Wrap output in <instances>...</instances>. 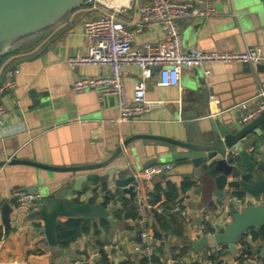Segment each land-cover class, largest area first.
I'll return each instance as SVG.
<instances>
[{
	"label": "crops",
	"instance_id": "1",
	"mask_svg": "<svg viewBox=\"0 0 264 264\" xmlns=\"http://www.w3.org/2000/svg\"><path fill=\"white\" fill-rule=\"evenodd\" d=\"M258 5L256 9H250L247 0H220L216 15L207 19L180 21L184 47L234 51L262 46L264 49V1H259ZM95 11L85 3L42 35L21 43L17 49L12 47L0 63V84L7 68L14 65L19 67L15 88L1 95L6 119L0 132V160L5 159L0 167V199H7L13 211L9 231L5 230L7 235L0 239V264H97L100 244L110 256V264H123L124 261L140 264L137 259L142 254L134 250V245L142 242L143 232L148 235V244L160 254L151 224L142 225L139 220L118 218L115 214L124 199L137 202L138 194L132 198L130 194L117 193L113 188L103 191L99 184V193L93 196L91 203H101L113 216L114 220H108L109 230L101 226L102 218L97 217L94 225L89 220L92 229L95 225L100 227L99 234L92 231L81 235L70 244L67 252L53 259L46 234L40 231L43 221L32 218L38 206L33 205L19 212L13 202L14 197L22 193L21 189L40 186L38 193H42L46 187H57V179L65 174L31 165L11 164L10 159H29L53 166L100 161L135 134L197 141L198 131L209 125L210 116L222 118L231 115L239 124L241 110L237 105L247 101L249 107H253L255 95L264 89L254 80L251 72L245 70L243 63L213 62L203 67H185L177 86L161 84L157 71L146 81V95L147 99L160 103L136 120L120 121L115 95L100 100L95 90L79 92L72 85L77 77L109 72L106 66H70L67 62L69 56L87 51L83 24ZM119 17L129 28H136L140 21L137 1H132ZM162 38L159 25H152L137 33L135 45L139 47L144 41L157 42ZM251 66L255 70V66ZM206 69L211 71L209 75L204 73ZM123 76L126 94L131 100L141 70L137 65H127L123 69ZM200 81L204 82L206 95L203 90L195 88L200 86ZM146 137L136 138L127 144L111 167L131 165L141 166L139 169H142L148 161L158 157L156 163L174 164L171 169L174 174L167 179L177 183L184 179L194 182L190 190L180 194L179 203L186 211L184 237L174 238L172 246H191L187 256L181 257L178 264L191 260L207 264L210 250L204 248L196 252L192 244L202 236L212 234L204 231V223L217 230L218 226H226L232 220V215L221 210L212 212L208 204H203V190H197L201 185L199 178L187 177V173L181 170L187 161L174 160L162 154L160 151L165 147L157 145L155 139ZM171 150L183 151V148L172 145ZM159 177L145 180L144 190L147 193L154 186L150 183ZM213 199L218 202L216 197ZM255 201L264 203L263 200ZM240 208H244V203ZM0 226L4 227L1 210ZM260 242L254 241L253 245ZM219 247L214 245L211 250ZM239 249L240 244L235 253L229 250L224 262L235 264L234 257Z\"/></svg>",
	"mask_w": 264,
	"mask_h": 264
},
{
	"label": "water",
	"instance_id": "2",
	"mask_svg": "<svg viewBox=\"0 0 264 264\" xmlns=\"http://www.w3.org/2000/svg\"><path fill=\"white\" fill-rule=\"evenodd\" d=\"M259 1L261 0H247L248 8L256 9ZM86 2L87 0H0V60L12 50L17 41L52 27ZM243 65L264 88V63L254 65L255 70L249 62H243ZM160 68L159 65L155 66L154 73ZM203 83L200 81V86L195 88L203 90L206 95ZM140 137L146 135H132L109 157L95 162L53 166L29 159H10L11 164L31 165L65 174L57 179V187H46L38 198L32 200L38 206L32 213V218L43 221L40 231L46 234L53 259L69 250L58 245L56 230L58 225L64 223L62 218L88 219L93 225L97 217L114 220L101 203H91L93 196L99 193V184L103 191L113 188L117 193H128L132 198L136 196L138 182L134 175L135 167H111V164L122 155L127 144ZM148 137L155 139L157 145L165 147L160 151L162 154L174 160L187 161L181 170L187 173V177L199 178L201 185L197 190H203V204H208L212 212L221 210L232 215V220L226 226H218L214 233L194 242V251L227 244L229 250L235 253L246 233L264 225V203L255 201H264V110L245 124H238L231 115L222 118L210 116L209 125L198 131L197 141H182L167 136ZM172 145L183 148V151H172ZM158 161L159 158L156 157L145 166ZM4 163L5 159L0 160V167ZM173 174L174 170H171L150 184L165 181ZM40 188L28 186L20 192H38ZM237 193H241L244 198L242 209L232 199ZM0 210L2 223L5 230L9 231L13 208L7 199H0ZM260 241L259 245H253L254 255L264 264V240Z\"/></svg>",
	"mask_w": 264,
	"mask_h": 264
},
{
	"label": "built area",
	"instance_id": "3",
	"mask_svg": "<svg viewBox=\"0 0 264 264\" xmlns=\"http://www.w3.org/2000/svg\"><path fill=\"white\" fill-rule=\"evenodd\" d=\"M134 0H87L90 9L98 14L84 21V34L87 41V51L78 52L67 58L70 66H106L109 72L98 76H81L72 81L76 91L93 89L98 98L115 95L118 98L120 121L136 120L159 104L158 100H149L146 95V81L154 75V67L161 66L158 76L161 84L177 86L183 68L203 67L207 63H243L257 65L264 62L262 46H250L245 50H206L198 47L185 48L180 32V21L201 18L207 19L216 15L217 3L220 0H136L140 14V21L136 28H129L119 17V14L129 7ZM152 25H159L163 38L157 42L144 41L136 46L137 33ZM137 65L141 70V77L134 86L133 97H127L123 69L127 65ZM19 67L7 68L4 80L0 84V132L6 119V110L1 102V95L13 90L16 86ZM209 75L211 71H204ZM256 103L249 107L247 101L238 104L241 110L238 121L247 123L264 110V89L255 95ZM173 163H154L142 169L135 166V178L138 182L137 205L140 215L139 222L156 225L153 205L149 202V195L144 190L145 180L159 177L173 168ZM39 197L38 192H22L14 197V207L23 212L33 205L32 200ZM236 206L241 207L244 198L232 197ZM112 205V204H111ZM175 209L185 216V208L181 203ZM148 235L142 233V242H136L134 250L144 256H152L154 248L148 244ZM167 248V264H174L168 242L164 239ZM207 264H217L207 258ZM248 264H263L255 255L249 257ZM157 264V263H154Z\"/></svg>",
	"mask_w": 264,
	"mask_h": 264
},
{
	"label": "trees",
	"instance_id": "4",
	"mask_svg": "<svg viewBox=\"0 0 264 264\" xmlns=\"http://www.w3.org/2000/svg\"><path fill=\"white\" fill-rule=\"evenodd\" d=\"M92 14L88 18H92L98 14V11L91 12ZM94 13V14H93ZM47 30V29H46ZM43 30L36 34L27 36L17 41L13 47L16 49L21 43L31 41L37 35H42L46 32ZM6 57V56H5ZM2 57L0 63L5 58ZM194 186V182L190 179H184L182 182L177 183L171 179L165 181H159L155 183L153 188L148 192L149 202L156 207H153V213L157 224L152 226L153 237L157 239L156 247L160 254L156 252L152 256H144L138 260L140 264H167V251L164 239L168 242L169 249L172 257L177 261L181 257L187 256L191 250L190 244L172 246L174 238L180 239L184 237V224L185 216L175 209V205L180 201V194L187 192ZM237 196L243 197L241 193H237ZM113 197V196H112ZM165 198V200H162ZM184 207V206H182ZM161 208V209H159ZM115 214L118 218L128 217L133 220H139L140 215L138 212V205L135 200L124 199L121 207L115 210ZM101 226L109 230L110 223L107 219H103ZM100 227L95 225L92 229L91 223L88 219L83 218H67L63 224L57 226L56 235L58 245L62 248H68L72 242H75L81 235L90 234L92 231L97 235L100 232ZM204 231L214 233L216 230L211 225L204 223ZM7 235L3 226H0V239ZM140 239V238H139ZM257 240H264V225L259 229H251L243 236L240 244V249L234 257L235 264H248V258L254 256L253 242ZM99 258L97 264H110V256L104 250L103 245L100 244ZM219 248L211 250L214 246L206 247L210 250L208 257L210 260L217 264H228L224 262V257L229 253V247L227 244H219ZM225 249V251H223ZM123 264H132L130 261H124ZM181 264H199L197 261L191 260L190 262H181Z\"/></svg>",
	"mask_w": 264,
	"mask_h": 264
}]
</instances>
